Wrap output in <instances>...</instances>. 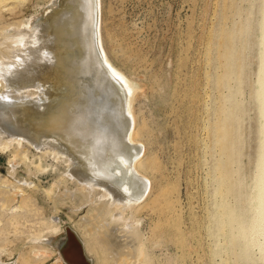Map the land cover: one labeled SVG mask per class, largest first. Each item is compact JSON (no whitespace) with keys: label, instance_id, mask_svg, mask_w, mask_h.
<instances>
[{"label":"rangeland","instance_id":"rangeland-1","mask_svg":"<svg viewBox=\"0 0 264 264\" xmlns=\"http://www.w3.org/2000/svg\"><path fill=\"white\" fill-rule=\"evenodd\" d=\"M52 1L0 0L7 66L19 50L5 34L42 19ZM101 5L107 54L137 87L139 168L150 185L123 217L138 226L140 250L134 258L107 247L86 220L95 218V204L77 191L65 159L25 141L4 149L0 137V264H67L61 251L82 242L86 264H264L260 249L225 214L256 213L250 200L261 144L264 0ZM5 88L0 83V93ZM119 233L125 235L123 227Z\"/></svg>","mask_w":264,"mask_h":264},{"label":"bare ground","instance_id":"bare-ground-1","mask_svg":"<svg viewBox=\"0 0 264 264\" xmlns=\"http://www.w3.org/2000/svg\"><path fill=\"white\" fill-rule=\"evenodd\" d=\"M49 7L50 12L33 25L5 34L7 45L19 50L14 65L7 66L1 57L6 49L0 40V83L6 84L0 93L1 146L25 141L44 155L65 159L68 177L80 185L77 191L85 202L95 204L96 216L87 222H93L116 256L135 258L142 235L123 211L139 205L150 185L139 168L143 157L133 107L137 87L107 54L101 0H53ZM262 46L261 144L250 200L256 213L244 219L228 208L225 214L238 225L245 242L264 255V25ZM120 227L126 232L123 236ZM61 255L67 264L87 263L83 242Z\"/></svg>","mask_w":264,"mask_h":264},{"label":"water","instance_id":"water-1","mask_svg":"<svg viewBox=\"0 0 264 264\" xmlns=\"http://www.w3.org/2000/svg\"><path fill=\"white\" fill-rule=\"evenodd\" d=\"M68 231V230H67ZM68 235V234H67ZM69 237V236H68ZM76 256V255H75ZM76 258V257H75ZM79 264H81V263H79Z\"/></svg>","mask_w":264,"mask_h":264}]
</instances>
